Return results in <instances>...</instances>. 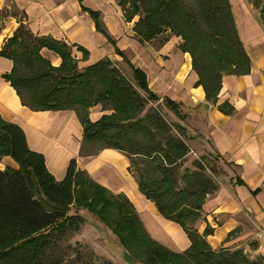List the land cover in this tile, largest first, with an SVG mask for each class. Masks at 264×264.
<instances>
[{
  "label": "trees",
  "instance_id": "1",
  "mask_svg": "<svg viewBox=\"0 0 264 264\" xmlns=\"http://www.w3.org/2000/svg\"><path fill=\"white\" fill-rule=\"evenodd\" d=\"M118 2L122 8L127 4L131 8L126 10L127 21L139 16L133 29L140 43H151L167 31L182 38L179 47L191 55L198 75L194 86L204 88L209 102L217 101L224 75L250 72L251 60L240 39L230 0ZM248 2L264 25V0ZM3 13L0 11V22L8 16ZM169 38L166 36L160 44ZM74 47L81 48L51 37H38L21 23L0 50V55L14 63L4 77L22 104L31 110L76 112L84 130L82 156L104 149L124 153L140 191L161 215L181 224L191 245L179 253L153 240L130 200L97 184L78 169L76 158L69 161L64 177L56 179L44 155L29 147L23 128L0 116V144L19 166L0 169V264H46L48 249L55 239L66 228L84 222L78 210L86 202L90 209L97 208L101 221L116 234L130 263L136 262L133 253L141 251L148 264H264L263 255H252L242 248L213 249L207 240L213 228L207 225L203 233L196 229L195 225L204 218L206 198L218 191L217 169L207 157L193 159V169L184 165L191 151L186 139L194 136L181 123L166 119L159 109L147 107L148 102L158 103L162 97L151 90L146 70L135 66L117 49L132 71L134 86L109 58L79 68ZM43 48L58 54L61 64L52 65L42 55ZM162 100L179 120L189 118L181 102L170 97ZM98 104L110 112L91 121L90 108ZM225 107L223 103L221 108ZM94 143L101 147L92 152L85 150ZM32 175L36 178L32 180L34 188L28 179ZM109 210L118 217L111 223L105 220ZM253 246L255 249L254 243Z\"/></svg>",
  "mask_w": 264,
  "mask_h": 264
},
{
  "label": "crops",
  "instance_id": "2",
  "mask_svg": "<svg viewBox=\"0 0 264 264\" xmlns=\"http://www.w3.org/2000/svg\"><path fill=\"white\" fill-rule=\"evenodd\" d=\"M8 1L0 0V9L8 8ZM10 1L20 9L21 19L8 14L1 21L0 50L20 21L38 37L81 47L73 49L79 68L114 59L119 49L135 66L146 70L152 91L182 103L192 121L202 126L201 133L210 140L211 149L231 166L228 179L219 183L216 194L206 198L204 218L196 229L203 233L207 225L213 228L207 236L213 249L245 246L248 250L254 243L250 253L264 256V25L252 6L246 0H230L251 70L245 75H224L218 99L212 103L202 86H194L198 75L191 55L179 47L181 38L172 36L163 44L140 43L128 35L116 0ZM41 53L54 66L62 62L58 54L46 48ZM13 64L0 55V116L23 128L29 147L44 155L55 178L62 179L69 161L76 158L79 170L110 192L124 194L130 200L153 240L174 252L187 250L191 245L187 232L178 222L161 215L140 191L124 153L104 149L84 157L80 154L84 130L75 111H34L22 104L4 77ZM223 103L227 104L225 110L221 108ZM103 114L100 105L90 108L91 121ZM10 160L13 168H19ZM0 169L4 170L5 165L0 163ZM218 233L221 238L213 243L211 238Z\"/></svg>",
  "mask_w": 264,
  "mask_h": 264
},
{
  "label": "rangeland",
  "instance_id": "3",
  "mask_svg": "<svg viewBox=\"0 0 264 264\" xmlns=\"http://www.w3.org/2000/svg\"><path fill=\"white\" fill-rule=\"evenodd\" d=\"M186 1L192 3L194 0H186ZM246 1L248 2V0ZM116 2L119 5L118 0H116ZM8 4L10 5L8 8L4 7L0 9V11H2V13L4 12L3 14L15 15L16 18L20 17L21 19L20 9L10 0L8 1ZM251 6L255 10L253 5ZM130 9L131 8L128 6V4L125 6V8L121 7L123 14L122 16L124 23L126 24L127 27L128 35L131 36L132 38H136L137 36L133 27L135 22L139 19V16L136 15L134 16V18H132V20L127 21L125 14H126V10H130ZM21 23L23 22L20 21L18 27L21 26ZM0 29H1V22H0ZM170 34L171 33L167 31V33H163L153 42H155L156 44H160V42L166 36L169 37L175 36ZM10 37L11 36H9L8 38ZM181 42H182V38H181ZM111 60L116 64V66L120 69V71L131 80V83L134 86H136L135 85L136 83L133 80L132 71L129 68L128 64L123 60L122 56L117 54V56ZM162 99L158 103L148 102L147 107L148 108L154 107L159 109L162 112V114L166 117V119H168L172 123L174 122L181 123L187 129L188 134L194 136L193 139H186V142L190 146L191 151L189 154V160L184 165L186 167L193 169L194 167L191 164L193 159H202V158L204 159V157H207L211 159L209 160L210 162L209 164L214 165L217 169L218 176L217 178H215L216 182L218 184L222 181L225 182L228 179V175H229L228 170L229 168H231V166L211 149L210 140L207 139L206 136L201 133L202 126L192 121L190 115L186 121L179 120L169 109H167V107L164 104V100ZM98 105L103 107L102 104H98ZM102 109L104 113L110 112L109 110H105L104 108ZM100 147L101 145L99 143H94L86 146L85 150L88 152H92L98 150ZM84 157H88V156H84ZM202 161L203 163L206 162V160H202ZM0 163L2 165H5V168H13L12 167L13 163L10 160V156L7 153H5V148H3L1 144H0ZM207 173L212 175L209 169H207ZM28 179L30 184L33 186L32 180L34 181L36 180L35 176L34 175H32V177L29 176ZM87 203L88 202H86L83 208H80L78 210V213H80L84 217L85 219L84 222L75 228L73 227L66 228L65 232L55 239V241L52 243V247L48 249V256L45 259V263L55 264L58 262L59 264H148L146 261H143L144 257L141 251H135L136 253H133L135 256V261H136L135 263L128 262L125 258L126 256L125 249L122 247L116 234H114L112 230L109 229L106 225H104V223L101 221L100 217L97 215L98 213L96 212L97 208L93 207L91 208L92 209L91 210L89 208V205H87ZM106 213L107 215L105 216V220L109 221V223H111L113 219L116 220L118 219V217H115L114 215L113 217L111 215V211L110 213L108 212ZM220 238H221V234L218 233L215 237L211 238V241L215 243ZM240 248L244 249L249 253L250 251L254 250L253 245H250L248 247V250L246 249L245 246H240Z\"/></svg>",
  "mask_w": 264,
  "mask_h": 264
}]
</instances>
